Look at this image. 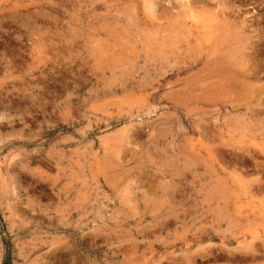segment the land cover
<instances>
[{
    "label": "rangeland",
    "instance_id": "1",
    "mask_svg": "<svg viewBox=\"0 0 264 264\" xmlns=\"http://www.w3.org/2000/svg\"><path fill=\"white\" fill-rule=\"evenodd\" d=\"M263 255L264 0H0V264Z\"/></svg>",
    "mask_w": 264,
    "mask_h": 264
},
{
    "label": "bare ground",
    "instance_id": "2",
    "mask_svg": "<svg viewBox=\"0 0 264 264\" xmlns=\"http://www.w3.org/2000/svg\"><path fill=\"white\" fill-rule=\"evenodd\" d=\"M196 6V5H195ZM189 9V8H188ZM191 9V8H190ZM185 11V10H184ZM194 11V10H193ZM203 12V11H202ZM206 12V11H205ZM191 13V12H190ZM199 14V13H198ZM208 17V16H207ZM213 17V16H212ZM207 20H208V18H207ZM210 21V20H209ZM222 22V21H221ZM226 23V22H225ZM217 24V23H216ZM182 25V24H181ZM218 25V24H217ZM200 26V25H199ZM180 27V26H179ZM202 27V26H201ZM209 27V26H208ZM200 28V27H199ZM210 28V27H209ZM196 29H197V27H196ZM212 29V28H211ZM188 31V30H187ZM193 31V30H192ZM195 31V30H194ZM189 32V31H188ZM230 32V31H229ZM233 32V31H232ZM186 34H187V32H186ZM206 35H208V34H206ZM195 37V36H194ZM202 37V36H201ZM187 38V37H186ZM223 40V39H222ZM207 42H209V41H207ZM207 42H205V43H207ZM204 43V44H205ZM240 43V42H239ZM259 46V45H258ZM234 47V46H233ZM223 48V47H222ZM214 53V52H213ZM227 55V54H226ZM209 58V57H208ZM199 63V62H198ZM250 87V86H249ZM223 90V89H222ZM191 94V93H190ZM214 157V156H213ZM218 165V164H217ZM225 174V173H224ZM246 181V180H245ZM260 185V184H259ZM258 185V186H259ZM246 188V187H245ZM262 191V189H259V192H261ZM235 193H237V192H235ZM240 193H242V192H240ZM239 194V193H238ZM237 199V198H236ZM257 207V206H256ZM260 209V208H259ZM241 213V212H240ZM243 213V212H242ZM243 224V223H242ZM254 225V224H253ZM244 226V225H243ZM251 226V225H250ZM248 244V243H247ZM255 245V244H254ZM248 246V245H247ZM212 248V247H211ZM243 249V248H242ZM214 250V249H213ZM225 251V250H224ZM200 252V251H199ZM241 252V251H240ZM242 253H244V252H242ZM199 254V253H198ZM237 255V254H236ZM214 256V255H213ZM258 256V255H257ZM264 256V255H263ZM228 258V257H227ZM233 258V257H232ZM239 258V257H238ZM237 258V259H238ZM251 264V263H250Z\"/></svg>",
    "mask_w": 264,
    "mask_h": 264
}]
</instances>
